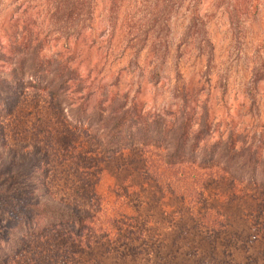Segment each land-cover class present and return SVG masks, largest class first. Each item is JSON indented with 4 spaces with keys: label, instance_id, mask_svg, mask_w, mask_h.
<instances>
[{
    "label": "trees",
    "instance_id": "trees-1",
    "mask_svg": "<svg viewBox=\"0 0 264 264\" xmlns=\"http://www.w3.org/2000/svg\"><path fill=\"white\" fill-rule=\"evenodd\" d=\"M200 1L106 0V30L122 15L127 38H138L133 54L147 45L155 63L149 76L158 79L171 19L186 6L189 19L181 40L192 34L209 67L212 43L198 12ZM97 3L53 0L49 17L75 30L77 40L87 26L95 32L90 21ZM25 18L0 51L8 61L7 79L24 75L27 86L45 90L56 77L51 95L78 103L70 115L88 124L105 153L84 152L88 163L83 169L90 178L74 175L67 192L50 178L47 150L34 144L15 151L0 135V264L30 253L41 256L36 241L46 244L50 257L80 240L93 244L98 264L107 263L109 254L110 262L144 255L143 261L151 264H264V125L214 137L207 104H187L186 86L175 88L183 99L167 114L145 112L126 91H111L102 83L90 88L78 71L79 59L70 52L81 49L69 44L63 47L69 52L44 53V37ZM80 40L90 48L95 39ZM263 76L262 63H256L245 90L252 102V90ZM75 93L79 96L73 98ZM101 157V168H113L106 188L102 172L96 174Z\"/></svg>",
    "mask_w": 264,
    "mask_h": 264
},
{
    "label": "rangeland",
    "instance_id": "rangeland-1",
    "mask_svg": "<svg viewBox=\"0 0 264 264\" xmlns=\"http://www.w3.org/2000/svg\"><path fill=\"white\" fill-rule=\"evenodd\" d=\"M52 1L0 0V51H5L4 45L12 30H18L27 17L31 27L44 37V53L69 52L63 48L69 44L81 49L70 52L75 53V60L79 59L78 71L86 75L90 88L102 83L111 91H126L129 97L134 95L141 102L145 112L167 114L173 113L183 99L175 88L186 86L190 91L187 104H207L214 137H224L229 130L246 133L264 125V76L252 90L254 102L245 92L253 66L262 63L264 69V0L200 1L198 12L205 21L206 35L212 43L209 67H206L205 54L196 47L192 34L181 40L180 32L185 29L189 12L186 6L180 9L171 19L169 47L164 62L157 69L158 79L149 76L155 63L147 45L133 54L138 38H127L128 29L121 26L122 15L111 31L106 30L110 27L105 12L106 0H98L93 11L90 22L95 32L90 26L85 27L76 44V31L61 27L49 17ZM80 36L88 42L95 39L92 46L85 47L88 45L82 44ZM7 62L0 58V135L4 133L7 144L15 151L30 149L34 144L44 152L47 150L50 178L55 179L57 188L68 192L74 175L90 178L83 169L88 163L84 152H105L98 149L88 124L70 115V109L78 103L66 96L60 95L56 99L51 95L56 77L45 90L27 86L24 75L19 80L9 81ZM31 80L36 81L34 77ZM77 96L75 93L72 97ZM104 159L101 157L99 162L94 159L99 164L97 172H93L98 175L102 172V183L106 188L112 183L113 168L106 164L101 168ZM242 226L237 221L236 227ZM93 235L94 232L90 234L91 239ZM54 240L49 242L51 247L55 245ZM80 241L69 243L68 250L59 254L54 251L51 258L46 244L36 241L33 246L40 245L41 256L30 253L26 258L22 256L5 264H39V261L43 264H98L99 259H94L93 244H81ZM142 256L137 260L127 258L110 262L109 254V261L104 264H151L145 263ZM71 258H74L72 262Z\"/></svg>",
    "mask_w": 264,
    "mask_h": 264
}]
</instances>
